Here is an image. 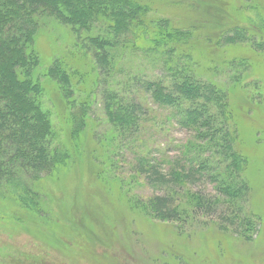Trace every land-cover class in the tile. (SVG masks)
I'll return each mask as SVG.
<instances>
[{
    "label": "rangeland",
    "instance_id": "374dc122",
    "mask_svg": "<svg viewBox=\"0 0 264 264\" xmlns=\"http://www.w3.org/2000/svg\"><path fill=\"white\" fill-rule=\"evenodd\" d=\"M151 6L145 18L149 23L166 18L175 27L193 30L191 46L176 49L175 56L183 50L181 64L229 95L236 147L246 160L242 178L248 185L245 210L256 223L252 235L243 238L232 230L221 231L216 221L201 213L186 219L190 211L186 215L181 211L182 206L190 209V198L184 189L216 194L214 183L204 180L180 190L184 194L178 200L176 221L152 215L148 198L169 188L155 190L149 185L139 174L136 158L153 159L168 174L183 158L177 147L192 141L194 132L182 126L184 115L137 89L131 95L144 105L146 115L138 137L122 140L103 109V76L98 86L93 85L98 80L91 54L75 47L70 27L46 17L34 43L39 65L33 79L44 88L42 107L50 114L55 141L70 158L36 180L41 203L36 213L30 206L19 207L6 191L0 194V264H264V27H256L258 21H249L245 13L259 11L264 17V0H158ZM236 26L248 30L247 41L228 44L217 39ZM149 58L138 50L122 58L132 87L133 78L166 83L164 65L153 67ZM57 59L68 65L70 104L60 93L59 82L47 75ZM241 59L244 64H235ZM112 86L118 92L122 88L120 83ZM88 93L92 107L77 146L70 137L71 121L80 108L78 100Z\"/></svg>",
    "mask_w": 264,
    "mask_h": 264
},
{
    "label": "trees",
    "instance_id": "16d2710c",
    "mask_svg": "<svg viewBox=\"0 0 264 264\" xmlns=\"http://www.w3.org/2000/svg\"><path fill=\"white\" fill-rule=\"evenodd\" d=\"M157 1L0 0V194L6 191L19 207L30 206L36 213L41 204L40 197H36L39 196L36 180L64 166L70 158L67 150L55 141L50 114L42 107L44 88L33 79V71L39 65L34 43L41 20L47 17L70 27L76 35L75 47L91 54L98 80L93 85L98 86L103 76V109L122 140L138 137L141 120L146 115L144 105L131 95L137 89H143L157 104L184 115L182 126L194 132L192 141H186L183 148L177 147L183 156L175 162L179 171L171 169L165 174L161 170L163 165L155 160L136 158L139 174L146 177L149 185L155 190L169 188L148 198L152 215L161 221H176L181 207L178 200L185 193L190 198V209L182 206L184 210L180 211H190L184 213L186 219L194 212L201 213L202 217L216 221L219 230H232L250 238L256 223L245 210L248 185L242 174L246 160L236 147L238 135L229 95L218 84L196 78L191 66L181 64L183 50L175 56L176 49L188 43L191 46L192 29L175 27L166 18L146 21L151 5ZM245 13L249 21H258L253 23L256 27H264V17L259 11L245 10ZM245 33L247 29L236 26L217 39L228 44L244 42ZM135 50L145 58L150 57L153 67L164 65L169 87L164 80L133 78L135 87L126 81L128 74L125 64L121 65L122 58ZM187 57H191L190 52ZM65 62L54 61L47 75L59 82L60 93L70 104L73 100L69 99L71 89ZM244 62L232 61L238 65ZM114 83L122 84L119 92L112 86ZM78 104L80 108L70 120V137L76 139L77 146L92 107L90 93L80 98ZM200 180L214 183L216 194L180 191Z\"/></svg>",
    "mask_w": 264,
    "mask_h": 264
}]
</instances>
